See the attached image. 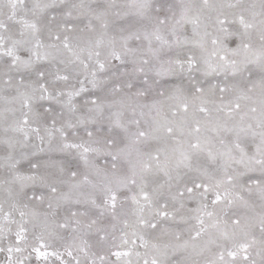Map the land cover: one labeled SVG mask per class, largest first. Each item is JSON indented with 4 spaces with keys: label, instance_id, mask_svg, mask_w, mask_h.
Returning a JSON list of instances; mask_svg holds the SVG:
<instances>
[{
    "label": "snow or ice",
    "instance_id": "1",
    "mask_svg": "<svg viewBox=\"0 0 264 264\" xmlns=\"http://www.w3.org/2000/svg\"><path fill=\"white\" fill-rule=\"evenodd\" d=\"M0 264H264V0H0Z\"/></svg>",
    "mask_w": 264,
    "mask_h": 264
}]
</instances>
